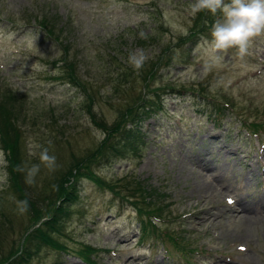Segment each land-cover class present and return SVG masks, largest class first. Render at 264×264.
Listing matches in <instances>:
<instances>
[{
	"label": "rangeland",
	"instance_id": "obj_1",
	"mask_svg": "<svg viewBox=\"0 0 264 264\" xmlns=\"http://www.w3.org/2000/svg\"><path fill=\"white\" fill-rule=\"evenodd\" d=\"M191 2L0 0V83L23 95L29 116L37 118L23 128L28 159H33L27 152L29 138L50 143V151L65 160L70 153L84 155L104 137L87 115L82 93L61 79L62 45L71 49L80 76L101 97L113 93L115 70L130 66V53L142 50L149 63L169 47V66L162 62L154 69L153 87L168 84L177 91L165 95L163 110L143 122L139 150L95 166L101 177L128 173L162 190L166 215L175 222L165 220L167 228L143 234L145 218L132 204L84 180L79 201L55 237L68 252L43 248L24 264H86L74 254L84 247L95 250L94 264H264V147L259 148L264 136L250 141L238 121L264 122V37L257 38L250 56L241 60L229 49L220 53V65L206 71L210 54L204 40L210 31L191 34L196 18L189 14ZM43 17L54 20L58 35L62 32L61 46L39 28ZM130 83L126 98L143 90L140 79ZM226 100L236 110L227 108L218 122L208 105ZM104 101L92 111L111 124L117 114ZM51 175L42 168L35 186L44 187ZM8 186L9 179L0 188L4 252L23 239L32 218L17 212Z\"/></svg>",
	"mask_w": 264,
	"mask_h": 264
},
{
	"label": "trees",
	"instance_id": "obj_2",
	"mask_svg": "<svg viewBox=\"0 0 264 264\" xmlns=\"http://www.w3.org/2000/svg\"><path fill=\"white\" fill-rule=\"evenodd\" d=\"M40 19L37 22L39 28L45 32L46 37L51 38L61 46L60 35L62 32L58 35V32L55 31L57 27L54 24V20H47L44 17ZM215 19L216 17L210 14L208 16L206 13L198 14L194 21V27L191 28V34L195 36V34L209 32ZM196 27L198 30L195 29ZM194 30L196 33H194ZM65 39L63 38L64 41ZM155 41L158 40L155 39ZM138 42L144 44V40H139ZM61 47L63 50V56L59 60L60 69L63 70L61 79L82 93L84 98L83 105L86 108L87 115L90 116L92 123L102 130L104 137L95 148L82 156L70 153V156L63 160L59 158L55 150L54 155H56L60 167L52 173L51 177L44 183V187L38 188L35 185L29 186L25 184L23 174L13 171V168L15 165L26 161L36 162L34 159L27 158L24 149L23 128L28 121L34 124L37 118L29 116L28 110L25 108V101L23 103V95L20 96L8 84L0 83V148L10 153L8 156V188L17 200H28L29 211L27 213L32 217L29 225L24 229L23 239L17 244L12 241L8 252H4L1 245L2 241L7 238L6 230L0 227V264H24L43 248L67 253V248L59 243L55 237L61 233L64 221L70 216V208L79 201L80 189L78 187L84 180L91 181L100 189L107 190L132 204L136 208L137 213L145 218L141 226L143 234L148 231H152L153 234L154 232H159V230L167 228L165 220L170 219L173 220L171 223H174L176 219L173 215H166L168 214L165 210L167 206L163 205V201L167 196L159 188L152 187L128 173L106 178L101 177L95 171V166L101 163L109 164L122 153L139 150L143 140V122L152 114L163 109L162 100L165 95L177 92L174 87L168 86V84L153 87L156 79L154 69L157 66L159 67L162 62H164L163 65H166L165 67L169 66L167 61L171 60V56H165L169 51L167 49L169 47L162 49L155 61L144 63L139 71L133 70L131 66L120 67L119 70H115L117 82L116 84L112 83L113 93L108 96L105 95L106 97L104 95L101 97V94H97V90L93 87L94 85L80 76L77 70L78 64L75 63L76 58L70 55L71 49L64 45ZM133 78H138L142 81L143 90L137 95L130 98L127 96L126 98L124 94L127 93L128 89H131L130 81ZM202 88V85H199L201 92ZM182 90L194 92V89ZM116 98L118 100L117 104H111V101ZM102 99L117 114L116 120L111 124L99 118L96 115L97 113L92 111L94 104L101 102ZM227 106L233 111L236 110V104L228 100L221 105L215 103V101L208 105L218 116L224 112ZM234 116L237 118L241 117L237 116V114ZM238 121L241 127L252 134H257L259 131L264 132L263 120L250 122L248 119L241 118ZM58 133L62 134V130H59ZM54 137L56 136L52 138ZM154 219L158 220L157 222L160 224L155 223ZM177 221L180 224L183 223L182 220ZM172 235V233H165L163 236L174 240V235ZM181 240H183V237H181ZM93 252H95L93 248L84 247L74 254L80 261L86 264H94L90 258Z\"/></svg>",
	"mask_w": 264,
	"mask_h": 264
},
{
	"label": "clouds",
	"instance_id": "obj_3",
	"mask_svg": "<svg viewBox=\"0 0 264 264\" xmlns=\"http://www.w3.org/2000/svg\"><path fill=\"white\" fill-rule=\"evenodd\" d=\"M189 14L196 17L200 13H207L216 17L211 26L209 38L204 40L206 51L210 54L205 70L218 66L223 60L220 53L229 49L235 50V55L243 60L252 54L257 38L264 37V0H192L188 5ZM12 36L9 35L8 39ZM36 37L31 38L34 46ZM148 59L145 52L134 51L129 54L128 63L139 71ZM48 146L29 138L27 142L28 156L36 162H24L15 165L13 171L24 176L25 184L35 185L42 168L54 173L60 167L56 155ZM10 153L0 148V188L8 182V156ZM15 199V198H13ZM16 210L20 215L29 211L28 200H16Z\"/></svg>",
	"mask_w": 264,
	"mask_h": 264
},
{
	"label": "bare ground",
	"instance_id": "obj_4",
	"mask_svg": "<svg viewBox=\"0 0 264 264\" xmlns=\"http://www.w3.org/2000/svg\"><path fill=\"white\" fill-rule=\"evenodd\" d=\"M241 206L243 207V205H242V204H241ZM246 211H247V212H246ZM244 212L249 214V213H251V210H250V209H248V208H246V209L244 210ZM246 221H247V219H245V221H244V222H246ZM249 222H250V221H249Z\"/></svg>",
	"mask_w": 264,
	"mask_h": 264
}]
</instances>
